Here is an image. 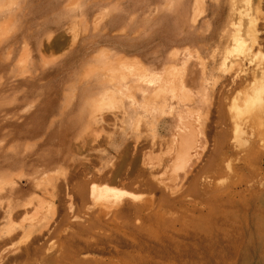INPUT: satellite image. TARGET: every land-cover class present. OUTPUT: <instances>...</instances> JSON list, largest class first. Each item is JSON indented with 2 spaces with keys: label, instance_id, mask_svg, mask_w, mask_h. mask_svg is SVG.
Masks as SVG:
<instances>
[{
  "label": "rangeland",
  "instance_id": "374dc122",
  "mask_svg": "<svg viewBox=\"0 0 264 264\" xmlns=\"http://www.w3.org/2000/svg\"><path fill=\"white\" fill-rule=\"evenodd\" d=\"M185 58L193 97L157 124L154 107L126 115L124 93L91 88L105 62L139 60L179 90ZM236 65L246 80L222 97ZM263 75L264 0H0V264H264V127L248 129L264 118ZM180 112L209 140L185 182L170 147ZM111 129L110 160L83 143ZM92 186L123 195L95 200Z\"/></svg>",
  "mask_w": 264,
  "mask_h": 264
},
{
  "label": "bare ground",
  "instance_id": "6f19581e",
  "mask_svg": "<svg viewBox=\"0 0 264 264\" xmlns=\"http://www.w3.org/2000/svg\"><path fill=\"white\" fill-rule=\"evenodd\" d=\"M237 34V33H236ZM227 36H225V38H226ZM229 37V36H228ZM233 37H235V34H234V36ZM232 37V38H233ZM239 38H240V36H238ZM237 37V38H238ZM250 37H253L252 35L251 36H246L245 35V39H241L239 42H242L243 44V48H241L242 50H240V51H242V52H246L247 50V52H251V47H252V44L254 45V43H252V42H249L248 44H247V41H250L251 39H250ZM256 37V36H255ZM254 37V38H255ZM237 38H233V41L235 40V39H237ZM246 39H249V40H246ZM226 40H227V38H226ZM238 41V40H237ZM252 41V40H251ZM256 41V40H255ZM257 43V42H256ZM240 46H242L241 45V43L239 44ZM256 46V45H255ZM245 47V48H244ZM254 47V46H253ZM227 48H229V47H227ZM225 49V51L227 50L226 48H224ZM256 49V48H255ZM254 49V51H252V52H254L255 53V51L257 50H255ZM230 51V50H229ZM228 51V52H229ZM234 52V51H233ZM251 52V54H253ZM197 54V53H196ZM218 54V53H217ZM225 54H227V53H225ZM250 54V56H253V55H251ZM214 55V54H213ZM227 55H230V54H227ZM241 55V54H240ZM239 54H238V56H240ZM189 56V55H188ZM219 56V55H218ZM213 58H214V56H212ZM223 57H224V54H223ZM243 58V57H242ZM187 59H189V58H185L183 61L184 62H182L183 63V71H182V73L180 74L179 73V76H178V79H176L177 80V86H178V89L179 90H177L176 89V87H175V85L173 86V84H171V82H168V81H162V79H161V77H159V75H155V74H157V73H151V72H149L148 71V69L147 68H145L144 67V65L143 64H141L140 63V61L139 60H132V61H130L131 63V65L128 67L127 65H125V63H115V62H105L104 64H103V66L101 67L100 66V70H101V68H102V72L103 71H105V74H104V72H103V75L104 76H100L99 77V81L102 83V85L100 84V85H98L97 83H93L92 85H91V88H97V87H103L104 89H105V91L106 92H109L110 91V89H111V91L112 90H117V91H119V92H121V93H124L123 95L128 99V110L127 111H125L124 112V114H126V115H128L129 113H130V111L131 112H133V111H135V110H137V109H141V108H139L140 106L141 107H143V108H145V109H149L150 107H154V109L153 110H151V112L153 113L152 114V116H153V119H152V125L153 124H157V122L160 120L159 119V116H161L159 113V111L160 110H162V108H163V106H168V111L165 113H163V115L164 114H167V115H171V117H172V114H174V109H175V107L176 106H180L181 105V103H183L184 101H188V100H191V98L193 97L191 94V89L189 88L190 87V85L194 82V80L196 79L195 78V73L194 72H192L191 71V69H188V60ZM240 59V58H239ZM262 59H263V57H262ZM119 60V59H118ZM220 60H221V58H220ZM189 61H190V59H189ZM222 63H223V61H221ZM233 62V61H232ZM235 63H237V61H234ZM201 63V62H200ZM218 63V62H217ZM234 63V64H235ZM238 64V63H237ZM217 65V64H216ZM215 65V66H216ZM220 65V64H219ZM261 65V64H260ZM196 66V65H195ZM221 66H223V64L221 65ZM225 66V65H224ZM234 66V65H233ZM219 67V66H218ZM235 67V66H234ZM262 67H263V65H262ZM231 68V67H230ZM236 68L237 69H235L234 71V73H231L230 71H228L227 69H226V71H228L229 73H231V75L230 76H228V77H225V76H223V77H225L224 78V80H223V82H221L222 84L220 85V89H219V91H218V93L220 92L221 93V96L222 97H225L224 95H226L229 91H231L232 90V88L234 87H236V86H242L243 85V83H244V80H246V77H242V75H241V73L238 71V67H237V65H236ZM99 69V68H98ZM211 69V68H210ZM221 69H222V67H221ZM212 70V69H211ZM225 70V69H224ZM242 70H244V69H242ZM253 71V70H252ZM98 72V71H97ZM100 72V71H99ZM101 72V73H102ZM210 72V71H209ZM248 73V72H247ZM254 73V72H253ZM98 74V73H97ZM203 74V73H202ZM201 74V75H202ZM210 75V74H209ZM224 75H226L225 73H224ZM228 75V74H227ZM253 76V78H254V76H255V74L254 75H252ZM264 76V75H263ZM166 78H164V80H165ZM98 80V79H97ZM214 80V79H213ZM129 81H131L132 82V84H134V86L132 87V85L130 86V87H132L133 89H134V87H136L135 89H137V90H135V91H137L138 93H139V97L140 98H137V96H136V94H133V92L132 93H129L130 91L128 90V88H125L124 89V86L129 82ZM198 81V80H197ZM200 81H203L202 79L200 80ZM255 81V80H254ZM253 81V82H254ZM99 82V83H100ZM247 82V81H246ZM245 82V83H246ZM263 82V81H262ZM215 83V82H214ZM264 83V82H263ZM262 83V85L260 86V84H259V88H258V90L256 89V90H254L255 92H251L252 94H253V96L254 97H257L258 98V100L260 101H262L261 102V104L260 105H262L263 106V108H264V84ZM110 86H108V85ZM201 85V84H200ZM201 86H203V85H201ZM214 86V85H213ZM212 87V86H211ZM245 87H248V86H245ZM205 88V87H204ZM204 88L202 87V88H200L196 93H197V98L199 97L198 95H200V100H201V102H207V98H208V96L207 95H209L208 94V92H204ZM176 89V90H175ZM246 89V88H245ZM101 90V89H100ZM104 91V92H105ZM85 92V91H84ZM90 92V91H89ZM95 92V91H94ZM102 92H103V90H102ZM244 92V91H243ZM150 93H152L151 95H150ZM87 94V93H86ZM220 95V94H219ZM219 95H217V96H219ZM213 96V95H212ZM242 96V95H241ZM214 97V96H213ZM212 98V97H211ZM218 98V97H217ZM216 98V99H217ZM221 98V97H220ZM104 97H102L101 98V101H104ZM213 99V98H212ZM211 99V100H212ZM197 100V99H196ZM209 100V99H208ZM211 100H209L208 102H210ZM100 101V113H99V120L98 119H96V120H98V122L100 123V125L101 126H103L106 122H108L109 123V121H110V119L111 120H113V118H111V116H109V115H105L107 112H104L103 113V111L104 110H102V109H104L103 107H102V104H104V102H101ZM216 101V100H215ZM217 101H218V99H217ZM112 103V102H111ZM160 103V104H159ZM174 103H175V105H174ZM195 103V102H194ZM247 103V102H246ZM113 104V103H112ZM112 104L110 105V106H112ZM122 105V104H121ZM114 106V105H113ZM161 106V107H160ZM183 106V105H182ZM212 106H214V104L212 105ZM123 107V106H122ZM184 107V106H183ZM186 107V106H185ZM188 107V106H187ZM244 107V106H243ZM111 108V107H110ZM127 108V107H126ZM160 108V109H159ZM190 108V107H189ZM205 108V107H204ZM254 108H255V106H254ZM97 109H98V107H97ZM113 110H114V108H112ZM117 109V108H116ZM145 109H143V110H145ZM215 109V108H214ZM107 110V109H106ZM122 110H123V108H122ZM179 110H181V109H179ZM184 110H185V108H184ZM190 110H191V108H190ZM209 110V109H208ZM254 110V109H253ZM260 110V109H259ZM263 110V109H262ZM97 111V110H96ZM107 111H109V112H111V110H107ZM183 111V110H182ZM186 111V110H185ZM264 111V110H263ZM108 112V113H109ZM118 112V111H117ZM150 112V113H151ZM178 112V111H177ZM187 112H189L188 110H187ZM194 112H196V111H193V112H191V113H194ZM198 112H199V109H198ZM252 112H254V111H252ZM256 112H258V111H256ZM260 112V111H259ZM112 113V112H111ZM120 113V112H119ZM122 114H123V112H121ZM162 113V112H161ZM183 113H185V112H180V113H175V120L177 121V127H176V131H175V133H174V136H173V141H174V143H173V141H172V144L173 145H171L170 147H172V148H174V156H173V166H174V169H177V168H179V169H183L184 168V170L183 171H185L184 172V174H183V178L181 177V179H185L186 177H187V175L190 173V174H192L193 175V177H196V176H198L199 175V171H201L202 170V168L205 166V163L203 164L204 166H195L194 167V165H195V163L196 162H198L200 159H205V158H202V156H203V154H204V152L206 151L205 149H207L206 147H207V145H209V140H207V136L205 135V125H204V120H202L200 117H198V116H195V118L194 119H189V118H187V114H184L183 115ZM191 113H189V114H191ZM200 113V112H199ZM205 113V112H204ZM255 113V112H254ZM121 114V115H122ZM122 115L123 117L122 118H124V116L125 115ZM132 114V113H131ZM194 114H196V113H194ZM257 114V113H256ZM192 115V114H191ZM191 115H189V116H191ZM203 115H205V114H203ZM255 114H253V116H254ZM258 115V114H257ZM256 115V116H257ZM166 116V115H165ZM200 116V115H199ZM237 116V115H236ZM117 117V116H116ZM201 117H203L202 115H201ZM247 117H249V116H247ZM126 118V117H125ZM170 118V117H169ZM205 118V117H204ZM209 118V117H208ZM239 118V117H238ZM251 118V117H250ZM116 119V118H115ZM114 119V120H115ZM206 120V119H205ZM207 121V120H206ZM209 121V120H208ZM252 121V120H251ZM254 121V120H253ZM111 123V122H110ZM208 123V122H207ZM235 123V122H234ZM243 123V122H242ZM109 124H107V127H108V129H109V126H108ZM255 125L258 127V130L261 128H263L264 127V118L262 119L261 118V115L256 119V121H254V123H253V125H251L250 126V128H248V129H250L251 130V132L253 133V131H255ZM105 128H106V126H104ZM111 127V126H110ZM113 127V126H112ZM102 128V127H101ZM105 128H104V130H105ZM246 128V127H245ZM155 129V128H154ZM212 129V128H211ZM248 129H247V131H248ZM103 130V129H102ZM103 130V131H104ZM263 130V129H262ZM261 131V130H260ZM206 132H207V130H206ZM235 133V132H234ZM242 133V132H241ZM261 133V132H260ZM263 133H264V130H263ZM250 134V133H249ZM235 135V134H234ZM241 136V135H240ZM155 137V136H154ZM153 137V138H154ZM250 137H251V135H250ZM259 137H261L260 135H259ZM264 137V136H263ZM135 138V137H134ZM252 138V137H251ZM262 138V137H261ZM136 139V138H135ZM137 140H138V138H137ZM233 140V139H232ZM239 140H240V138H239ZM245 140V139H244ZM152 141H155V140H152ZM236 141V140H235ZM251 141V140H250ZM134 142H135V140H134ZM134 142L132 143L133 144V147H134ZM231 142V141H230ZM233 142V141H232ZM255 142V141H254ZM262 142H263V140H262ZM262 142H261V144H262ZM83 143H86V144H88V143H93L94 145H98V146H102L103 147V151H102V155L101 154H99V155H101L100 156V158H104V159H107V160H110L112 157H113V154L111 153V149L113 148V147H115V143H116V138H115V130H109V132L108 131H106V133L105 132H99V133H95V134H93V135H91V134H87V135H84V137H83ZM138 143V142H137ZM155 143V142H154ZM234 143V142H233ZM243 143V142H242ZM241 143V144H242ZM253 143V142H252ZM256 143H257V140H256ZM256 143H253V144H256ZM264 143V142H263ZM219 144V143H218ZM244 144V143H243ZM258 144V143H257ZM260 144V143H259ZM154 145V144H153ZM138 146H140L139 144H138ZM137 146V147H138ZM246 146V145H245ZM259 147H260V145H258ZM127 147H129V146H127ZM136 147V150L138 149ZM212 147V146H211ZM229 147V146H228ZM235 147V146H234ZM243 147V146H242ZM241 146H240V148L241 149H243L244 150V148H242ZM262 147V146H261ZM141 148V147H140ZM238 148H239V146H238ZM246 148V147H245ZM249 148V147H248ZM247 148V149H248ZM252 148V147H251ZM131 149H132V146H131V148H130V150L129 151H131ZM210 149V148H209ZM237 149V148H236ZM247 149H245V151L247 150ZM258 149V148H257ZM263 149V148H262ZM262 149L260 150V151H262ZM128 150H126V152L128 151ZM132 150H134V149H132ZM243 150H241V152L243 151ZM171 152H172V150H170ZM255 151V150H254ZM258 151V150H257ZM133 152V151H132ZM131 152V153H132ZM244 152V151H243ZM247 152V151H246ZM263 152V151H262ZM134 153V152H133ZM138 153V152H137ZM141 153H143V152H141ZM252 153H254V152H252ZM130 154V153H129ZM246 154V153H245ZM244 154V156L246 157V155ZM263 154V153H262ZM261 154V155H262ZM132 155V154H131ZM146 155V154H145ZM134 156H138L137 154H134ZM141 156H142V154H141ZM140 156V157H141ZM238 156V155H237ZM243 156V157H244ZM248 156V155H247ZM251 156H252V154H251ZM250 156V157H251ZM132 157V156H131ZM146 157H147V155H146ZM146 157H145V159H146ZM172 157V156H171ZM258 158H260V157H258ZM134 160L136 159V158H133ZM144 159V158H143ZM237 159V158H236ZM246 159V158H245ZM249 159V158H248ZM262 159V158H261ZM260 159V160H261ZM223 160V159H222ZM247 160V159H246ZM252 160H253V158H252ZM237 161V160H236ZM249 161V160H248ZM247 161V162H248ZM216 162H217V160H216ZM215 163V162H214ZM227 163V162H226ZM244 163V162H243ZM260 163V162H259ZM196 164H199V163H196ZM216 164V163H215ZM227 165V164H226ZM172 166V165H171ZM223 166V165H222ZM261 166V165H260ZM230 167H232V166H230ZM258 167H259V164H258ZM201 168V170H199ZM215 168V167H214ZM186 169V170H185ZM218 169V168H217ZM166 170H167V168H166ZM174 171V170H173ZM179 171V170H178ZM192 171H194V173L192 172ZM215 171V170H214ZM260 171V170H259ZM169 172V171H168ZM219 172V171H218ZM256 172V171H255ZM177 173V172H176ZM253 173V172H252ZM231 174V173H230ZM229 174V175H230ZM261 174V173H260ZM179 175V176H180ZM202 175V174H201ZM228 175V176H229ZM250 175V174H249ZM252 175V174H251ZM257 175H258V172H257ZM169 176H170V174H169ZM176 176H177V174H176ZM242 176V175H241ZM245 176V175H244ZM253 177V176H252ZM255 177V176H254ZM233 178V177H232ZM235 178V177H234ZM241 178H243V177H241ZM246 178V177H245ZM236 179V178H235ZM238 179H240V176H239V178ZM248 179V178H247ZM261 179V178H260ZM178 180V179H177ZM250 180V179H249ZM255 180V179H254ZM182 181V180H181ZM187 181V180H186ZM216 181V180H215ZM236 181H238L237 179H236ZM242 181H245V180H240V182H242ZM184 182H185V180H184ZM250 182H252L251 180H250ZM250 182H249V184L248 185H251L250 184ZM262 182V181H261ZM248 183V182H247ZM257 183V182H256ZM260 183V182H259ZM264 183V182H263ZM263 183H261V184H263ZM182 184V183H181ZM180 184V185H181ZM184 184V183H183ZM236 184V183H235ZM254 184V183H253ZM179 185V186H180ZM232 185V184H231ZM230 185V186H231ZM237 185V184H236ZM209 186V185H208ZM228 186V185H227ZM234 186V185H233ZM261 186V185H260ZM235 187V186H234ZM254 187V186H253ZM180 188V187H179ZM229 189H230V187H228ZM228 188H226V189H228ZM249 188V187H248ZM256 188V187H255ZM209 189H210V187H209ZM216 189V188H215ZM216 190H218V189H216ZM211 192L213 191V190H210ZM209 191V192H210ZM218 191H220V190H218ZM215 192V191H214ZM205 193V192H204ZM91 195L93 196V198L95 199V200H103V198H105V197H108V199H110V202H117V203H119L120 202V199H121V197H122V195H123V192L122 193H120V192H118V191H113V189L112 190H109V189H107L106 187H102V188H99V187H97V186H92V189H91ZM125 195V194H124ZM128 195V194H127ZM130 195V194H129ZM223 195V194H222ZM126 196V195H125ZM107 199V200H108ZM12 236H9L8 237V239L10 240V239H12L11 238ZM0 241H1V243H4V242H6L7 241V239H5V238H0ZM5 252H3L2 253V255L4 254Z\"/></svg>",
  "mask_w": 264,
  "mask_h": 264
}]
</instances>
